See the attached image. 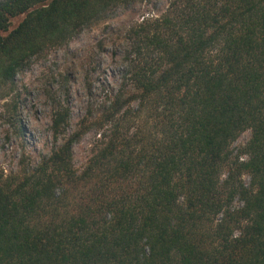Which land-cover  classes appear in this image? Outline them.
Listing matches in <instances>:
<instances>
[{
  "label": "trees",
  "instance_id": "trees-1",
  "mask_svg": "<svg viewBox=\"0 0 264 264\" xmlns=\"http://www.w3.org/2000/svg\"><path fill=\"white\" fill-rule=\"evenodd\" d=\"M132 1L1 0L0 91ZM128 37L118 89L81 123L83 168L59 106L51 155L0 171V264H264V0H170Z\"/></svg>",
  "mask_w": 264,
  "mask_h": 264
},
{
  "label": "rangeland",
  "instance_id": "rangeland-1",
  "mask_svg": "<svg viewBox=\"0 0 264 264\" xmlns=\"http://www.w3.org/2000/svg\"><path fill=\"white\" fill-rule=\"evenodd\" d=\"M1 1V0H0ZM170 0H134L113 8L107 16L83 28L68 42L33 57L0 91V171L31 170L55 147L50 129L54 111L69 108L65 136L79 133L72 147V165L81 170L91 155L92 131L81 127L88 111L96 113L121 83L123 55L131 28L156 19ZM22 17L13 19L14 28ZM246 131L231 144L233 158L246 160ZM242 154V155H241ZM242 180L249 184L248 175ZM237 204V202H236Z\"/></svg>",
  "mask_w": 264,
  "mask_h": 264
}]
</instances>
